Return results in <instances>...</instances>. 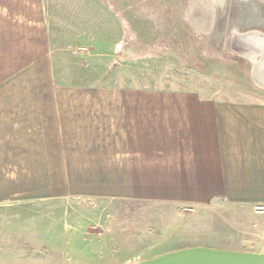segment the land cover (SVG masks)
Masks as SVG:
<instances>
[{
    "label": "crops",
    "instance_id": "obj_1",
    "mask_svg": "<svg viewBox=\"0 0 264 264\" xmlns=\"http://www.w3.org/2000/svg\"><path fill=\"white\" fill-rule=\"evenodd\" d=\"M89 4L0 0V207L264 205V99L100 82L69 34ZM77 219L0 216V264L123 262Z\"/></svg>",
    "mask_w": 264,
    "mask_h": 264
},
{
    "label": "rangeland",
    "instance_id": "obj_2",
    "mask_svg": "<svg viewBox=\"0 0 264 264\" xmlns=\"http://www.w3.org/2000/svg\"><path fill=\"white\" fill-rule=\"evenodd\" d=\"M89 5L91 24L84 17L69 34L79 40L85 28L91 35L72 51L84 72L104 78L100 82L124 79L135 87L189 89L206 98L264 99V86L252 72L254 60L264 63V46L253 48L262 53L251 61L244 53L251 43L240 37L251 31L264 34V0H92ZM258 71L261 82L264 64ZM101 203L78 204L75 209L0 207V216L75 215L78 232L103 236L102 243L111 249L116 244L121 264L196 245L264 250V212L219 201L204 205Z\"/></svg>",
    "mask_w": 264,
    "mask_h": 264
},
{
    "label": "water",
    "instance_id": "obj_3",
    "mask_svg": "<svg viewBox=\"0 0 264 264\" xmlns=\"http://www.w3.org/2000/svg\"><path fill=\"white\" fill-rule=\"evenodd\" d=\"M132 264H264V251L251 252L193 246Z\"/></svg>",
    "mask_w": 264,
    "mask_h": 264
},
{
    "label": "bare ground",
    "instance_id": "obj_4",
    "mask_svg": "<svg viewBox=\"0 0 264 264\" xmlns=\"http://www.w3.org/2000/svg\"><path fill=\"white\" fill-rule=\"evenodd\" d=\"M237 35V34H236ZM239 36V35H238ZM235 37V36H234ZM240 37H245L246 40L248 39L250 41V45L247 46L249 47V50L245 51L244 53L246 54V56L248 58L252 60H254L255 56L259 53H262L258 50H254L253 48L255 47H259L262 49V47L264 46V34L261 32H258V31H251V32H247L246 34H244L243 36H240ZM235 40V39H234ZM242 42V41H241ZM247 43V41L245 42ZM240 47V45H239ZM245 48H247L246 46H244ZM241 49V48H240ZM243 49V48H242ZM242 51V50H241ZM240 53V52H239ZM262 62H264V55H262ZM264 63H258L256 60H254V67L252 68L253 69V77L255 78V80L258 82V84H261L264 86V84H262L263 81L260 82V79H262V77H260V72L258 71V68H261V66L263 65ZM263 74V72H262ZM261 74V75H262ZM260 78V79H259ZM257 84V83H256ZM262 86V87H263Z\"/></svg>",
    "mask_w": 264,
    "mask_h": 264
},
{
    "label": "built area",
    "instance_id": "obj_5",
    "mask_svg": "<svg viewBox=\"0 0 264 264\" xmlns=\"http://www.w3.org/2000/svg\"><path fill=\"white\" fill-rule=\"evenodd\" d=\"M253 210H254L255 212H259V213L264 212V205H255V206L253 207Z\"/></svg>",
    "mask_w": 264,
    "mask_h": 264
}]
</instances>
